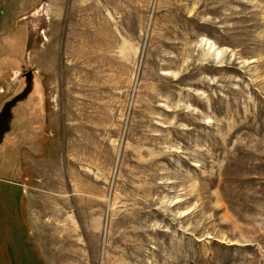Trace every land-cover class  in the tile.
Returning a JSON list of instances; mask_svg holds the SVG:
<instances>
[{"label":"rangeland","instance_id":"obj_1","mask_svg":"<svg viewBox=\"0 0 264 264\" xmlns=\"http://www.w3.org/2000/svg\"><path fill=\"white\" fill-rule=\"evenodd\" d=\"M0 46V264H264V0H0Z\"/></svg>","mask_w":264,"mask_h":264},{"label":"flooded vegetation","instance_id":"obj_2","mask_svg":"<svg viewBox=\"0 0 264 264\" xmlns=\"http://www.w3.org/2000/svg\"><path fill=\"white\" fill-rule=\"evenodd\" d=\"M2 115L5 116L0 117V135H2L7 129L8 122H6V120L8 118V110H5Z\"/></svg>","mask_w":264,"mask_h":264},{"label":"crops","instance_id":"obj_3","mask_svg":"<svg viewBox=\"0 0 264 264\" xmlns=\"http://www.w3.org/2000/svg\"><path fill=\"white\" fill-rule=\"evenodd\" d=\"M2 209H3V213H4V212L6 213V208L3 207ZM4 216H5V215H4ZM0 225H1V224H0ZM2 233L5 234L3 231H1V234H2Z\"/></svg>","mask_w":264,"mask_h":264}]
</instances>
